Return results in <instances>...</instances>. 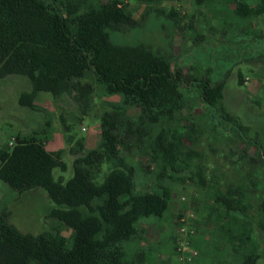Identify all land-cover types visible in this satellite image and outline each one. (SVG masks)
Listing matches in <instances>:
<instances>
[{
	"label": "trees",
	"instance_id": "trees-1",
	"mask_svg": "<svg viewBox=\"0 0 264 264\" xmlns=\"http://www.w3.org/2000/svg\"><path fill=\"white\" fill-rule=\"evenodd\" d=\"M135 1L149 7L161 2ZM194 1L197 6L220 1L248 25L264 16V0ZM169 16L175 20L180 14L172 11ZM137 26L123 0H0V79L29 78L32 91L21 95L22 107L35 110L38 94L46 92L56 101L68 97L81 108V115L71 123L61 118L67 137L63 149L47 151V139H40L37 132L0 148V179L19 194L45 189L55 203L47 216L72 230L69 236L59 229L25 232L2 212L0 264H154L149 256L155 248L144 246V223L162 221L168 215L173 185L185 180L180 165L198 154L194 145L205 130L193 118L202 119L203 109L211 111L208 119L214 131L231 122L228 133L246 146L240 162L247 168L226 189L201 170L188 176L206 188L213 220L223 236L210 247L205 238L198 237L202 229L197 227L193 240L199 251L197 259L207 264H258L261 259L255 215L250 210L258 196V223L264 227L263 146L249 136L250 128L239 117L214 113L224 99L225 79H190L182 67L145 44L113 40ZM89 75L104 87L105 96L119 98L107 103L111 109L101 114L100 144L92 149L84 139L73 146L75 138L70 135L88 115L93 101L95 86L84 82ZM239 81L242 83V76ZM192 82L200 108L189 112ZM132 110L137 113L131 115ZM181 117L182 129L176 127ZM248 148H255L256 153L251 155ZM134 151L152 153L157 165L148 187L142 186L152 170L142 163L138 168L131 164L128 155ZM68 155L72 156L73 175L67 180L55 179V169L67 170ZM104 165L108 172L99 182ZM173 252H177L176 244Z\"/></svg>",
	"mask_w": 264,
	"mask_h": 264
},
{
	"label": "rangeland",
	"instance_id": "rangeland-1",
	"mask_svg": "<svg viewBox=\"0 0 264 264\" xmlns=\"http://www.w3.org/2000/svg\"><path fill=\"white\" fill-rule=\"evenodd\" d=\"M123 1L127 5V12L137 21L138 26L132 31L113 36V40L119 43L145 44L169 57L174 65L182 67L190 79H201L205 76L213 81L225 79L224 99L214 113L239 117L250 128L249 136L264 148V16L248 25L234 17L220 1H209L205 5L197 6L194 0H161L150 7L144 2ZM229 8L235 6L230 5ZM220 10L224 12L220 13ZM172 11H177L180 17L171 19L169 14ZM240 76L242 83L239 81ZM84 82L92 83L95 92L88 115L70 133L75 138L72 141L73 146L80 139L89 143L92 133L100 131L101 114L111 109L107 103L112 100L119 101L118 97L105 96L104 87L95 84L92 75ZM194 84L192 82L193 86L189 88V112L200 108L194 100ZM31 91L32 83L25 76L0 79V148L6 149L13 139L29 137L36 132L40 139L51 140L57 133H64L62 117L67 123H71L81 115V108L74 100L67 97L56 101L46 92L38 94L35 110L22 107L19 104L21 95ZM203 111L202 119L193 118L205 130L194 145L198 154L188 163L180 165V175L185 180L177 181L173 185L175 194L170 202L168 215L162 221L149 220L144 223L147 228L144 246L150 244L155 248L149 256L154 264H181L177 252H173V246L179 236L177 214L183 209L190 208L195 212L198 228L202 229L198 231V237L205 238L210 247L214 240L223 239L221 232L217 230L218 223L213 220L212 201L207 197L206 188L199 187L188 176L201 170L207 179L217 181L226 189L237 183L247 168H242L240 162V155L246 150V146L232 132L228 133L231 122H227L225 129L214 131L213 123L208 119L211 111ZM136 113V110L130 112L131 115ZM214 122L217 123V120ZM183 124L181 117L176 127L182 129ZM66 139L64 135L65 143ZM92 142L93 148H96L100 144L99 135ZM248 153L254 155L256 149L250 148ZM128 157L136 168L139 163L150 167L152 172L144 179L147 184H142V187L152 184L155 171L158 170L152 153L134 151ZM71 160L70 155L65 159L67 170H54L55 179L62 177L67 180L73 175ZM107 172L108 167L104 165L97 180L102 182ZM140 176H145V173L140 172ZM185 189L193 193L188 203H183L180 198ZM259 201V197L254 196L252 203L255 208L250 213L255 215V238L262 252L258 264H264V227L258 223L260 216L256 211ZM54 205L43 188H34L19 194L0 179V213L6 212L9 221L22 231L37 234L59 229L69 236L71 229L62 225L58 219L47 216ZM137 258H143V255L137 254ZM194 264L207 263L199 258Z\"/></svg>",
	"mask_w": 264,
	"mask_h": 264
},
{
	"label": "built area",
	"instance_id": "built-area-1",
	"mask_svg": "<svg viewBox=\"0 0 264 264\" xmlns=\"http://www.w3.org/2000/svg\"><path fill=\"white\" fill-rule=\"evenodd\" d=\"M15 143L16 139H13L9 146H13ZM191 196H193V193L185 189L182 191L180 198L183 203H188ZM178 214L179 236L176 242L177 254L181 264H194L199 256V251L194 247L193 243L198 227L196 214L190 208L183 209Z\"/></svg>",
	"mask_w": 264,
	"mask_h": 264
},
{
	"label": "crops",
	"instance_id": "crops-1",
	"mask_svg": "<svg viewBox=\"0 0 264 264\" xmlns=\"http://www.w3.org/2000/svg\"><path fill=\"white\" fill-rule=\"evenodd\" d=\"M99 132L100 131H94L92 133V138L91 140H95V138L97 137V135H99ZM91 140L89 143H86V146L87 148H93L94 147V143L92 142L91 143ZM45 148L47 151L49 152H56L60 149H63L65 148V140H64V133L62 132H59L57 133L53 139L51 140H48L46 141V144H45Z\"/></svg>",
	"mask_w": 264,
	"mask_h": 264
}]
</instances>
